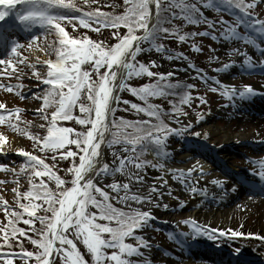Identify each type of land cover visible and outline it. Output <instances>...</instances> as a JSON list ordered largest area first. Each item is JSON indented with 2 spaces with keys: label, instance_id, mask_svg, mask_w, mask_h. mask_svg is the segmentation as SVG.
I'll return each mask as SVG.
<instances>
[{
  "label": "snow or ice",
  "instance_id": "snow-or-ice-1",
  "mask_svg": "<svg viewBox=\"0 0 264 264\" xmlns=\"http://www.w3.org/2000/svg\"><path fill=\"white\" fill-rule=\"evenodd\" d=\"M123 3L126 5L125 10L119 14L101 11L96 8L80 16H73L67 13L76 9L77 5L69 2V0H0V21H3L10 13H15L16 20L21 23L23 28L30 29L34 25H40L44 28L42 36L55 33L58 40L57 45H53L51 42L48 44V50L55 53V59L44 61V64L47 65L46 77L37 75V79H43L44 83L49 86L43 90L42 107H55V110L51 112V121L47 126V133L41 141L44 147L40 150L44 151L47 148L54 151L62 149L68 144L75 145L79 149V153L73 152L70 148L67 153L65 151L59 153L61 159L65 158V156L79 155V163L74 162L72 167L67 169L69 173H72V177L71 186L66 188L61 187L65 184V180L57 174L53 175V171L43 159L30 152H23L27 159L25 163L20 165L21 171L25 168L32 169V171L28 172L29 189L23 193L26 202L20 203L19 199H17L19 208L23 211L9 210L6 216L10 214L11 219L8 220V224L4 228H0V234H2L0 243L11 249L12 243L9 239L11 236L16 239V249H18L4 251L0 248V262H3V264H14V257H19L21 261L25 262L29 258L35 257L34 264H50L49 256L53 252L60 254L62 264H86L73 239L66 234L68 231H71L76 239L82 240L84 246L91 253L93 264H104L105 257H107V264H133L132 261L124 258V254L128 256L132 254L143 255L139 251V246H148V242L144 237L137 235L134 229L142 228L150 219H153L150 213L139 210L125 212L114 208L109 202L108 193L95 184L92 178L85 179V176L88 172L95 169V165L98 162L97 157L100 155L99 146L102 142L105 143L106 133H109V138L106 142L109 147L115 143H124L132 146L131 149L125 148L124 151H136L138 141L145 135L151 138V142L162 145L163 139L169 135V132L179 135L183 131V129H169L161 137L159 135L161 128L167 127L161 123L153 136L151 133H143L141 128V125L148 123V121H129L123 118L109 121L108 114L109 111L113 113L116 111L115 107H111L112 101L120 100L119 96H113V87H117L114 82L117 79L119 70H123L118 85L119 88L126 87L124 81L132 75L138 76L146 73L148 76L156 75L159 77L156 82L151 84H144L140 88L129 87L128 89L145 101V106L133 103L131 107L157 119H159L157 106L148 104L147 98L163 94L164 88L161 87V84L170 89L175 87H194V85H179L176 82H170L167 77L171 76L172 73L154 74L149 70L148 66L144 64L137 66L133 61L138 53L145 50L141 48V42L147 41L157 51H165L162 44L156 43L160 33L175 34L180 41L195 35V33H181L177 26L168 28L163 25L165 22L171 23V18L177 15L183 16L185 21L198 23L200 18H202V13L200 17H197L196 13L199 12V9L196 5L183 3L182 0H171L170 4L165 6L167 8L175 6L180 9L179 13L173 11L167 17H161L160 0H123ZM203 3L206 7L217 10L221 7H236L231 5V0H203ZM256 3L257 0H249L245 7L254 8ZM17 4L23 5V8L17 9ZM151 5L155 7L156 23L149 26V21L153 16ZM249 15V13L245 12L244 17H238L239 24L245 23V18ZM74 19H78L79 23L86 28L92 27V24L89 23L91 20L101 27L119 28L123 25L127 32L123 36H120L118 32L113 33L117 37V42L107 47L102 46L97 41L90 40L86 36L83 39L69 38L61 22L68 21L72 23ZM251 19L254 23L249 26L254 27L258 33L264 35V19H259L254 14L251 15ZM221 22L228 24L223 18H221ZM72 26L76 27L75 24ZM237 26L226 28L224 35L229 38H239L236 32ZM138 29L143 30L139 35H137L136 31ZM96 30L98 31L99 29ZM212 38L217 39L214 34H212ZM31 39L35 41L37 37L32 36ZM18 47L20 45L13 42L12 53L16 56L21 55L17 51ZM29 47H31V44ZM192 48L198 50L195 44H192ZM168 58L171 59L170 56ZM21 62H23L22 58ZM86 62H92L90 69L81 68V65ZM247 62L245 61V63ZM12 63L11 60L0 61V64H5L6 66ZM101 68H104L103 72L100 71ZM32 70L33 73H36L35 67ZM93 71L96 75L95 80L90 75V72ZM212 79L215 80L216 78L213 77ZM217 83L219 82L217 81ZM7 87L12 88L14 86L7 85ZM81 90H84V94L89 101L88 104L79 102L82 94ZM223 94L226 97H230L237 93L234 89L229 90V88L225 87ZM253 94L255 93L251 85L244 86L238 92L241 98ZM32 95L36 94L32 93ZM190 98L191 93L186 91L182 94L180 103L187 104L190 102ZM199 99L204 102L202 97ZM124 103H129V101L125 100ZM74 107H78L82 115L74 116ZM0 108H4V105L0 104ZM172 110L181 111L180 108L175 106ZM13 111L19 112V109ZM7 115L11 117L13 112H8ZM44 119L47 120L48 116L45 115ZM73 119L80 125H90V127L86 131H77L72 127L57 124V120ZM4 121L5 117L0 115V122ZM70 134L74 135L70 138ZM195 135L198 136L199 133H195ZM32 139L36 140L37 136L33 135ZM2 142L3 137H0V143ZM139 147L141 151L144 150L142 144H139ZM157 154L159 155L160 153L158 152ZM117 159L119 160L118 167L109 168V165L104 163L98 169H95L96 174L105 175L122 171L125 162H132L138 168L150 163L134 159L131 156L127 158L118 156ZM0 168L6 169V165L0 164ZM260 169L253 175L257 181L261 182V189L264 190V162H260ZM42 175H47L49 180H54L57 188L62 190L58 193H51L46 189L47 185L43 180L39 181V183L32 182L33 176L40 177ZM213 182L218 185L221 183L218 180ZM109 186L113 190H120L118 183H113ZM124 187L127 188V184ZM235 189L236 185L233 184L232 190L234 191ZM97 193L102 199H97ZM131 199L138 200L143 198L132 196ZM36 200L41 203H36ZM42 205L44 213H51V215H36V210L41 208ZM89 205L95 206L98 211H87ZM164 207L167 208V205H164ZM25 213L30 217L29 219H24L23 222L25 224L32 225L34 220L31 217L35 216V219L39 220L40 224L43 225V228L39 231L36 228L31 229V231L37 233V236L40 237L39 239L31 236L27 237L33 245L38 246L35 252L25 249L23 242L17 237V233L21 236L26 235L25 229L17 226V221L22 219ZM14 217L15 219H13ZM98 217L105 221H115V224L98 223ZM184 223L191 226L194 235L203 234L211 237L216 232L220 234L230 232L232 237L252 235L228 229H209L206 225H198L192 219L185 220ZM104 233H108L107 237L103 235ZM126 237H134L138 243L136 245L127 243L125 241ZM56 241H59L60 247H56ZM65 244L69 247L65 248ZM105 248L118 249V251L114 250L106 253L104 251ZM234 252L240 254L241 249L235 248ZM137 264H140V262H137Z\"/></svg>",
  "mask_w": 264,
  "mask_h": 264
},
{
  "label": "rangeland",
  "instance_id": "rangeland-1",
  "mask_svg": "<svg viewBox=\"0 0 264 264\" xmlns=\"http://www.w3.org/2000/svg\"><path fill=\"white\" fill-rule=\"evenodd\" d=\"M233 1L235 0H231V2ZM240 2L248 4L249 0H241ZM191 3L197 6L200 14L202 13L205 17L213 16L216 21H221L219 10L206 7L203 0H191ZM252 9L257 13L255 17L264 19V2L262 0H257L255 7ZM14 16L15 13H10L8 17L0 22L6 25L15 24L13 26L15 32L10 33L9 41L12 43L16 42L20 45L17 51L21 54L20 56H16L12 53V44L9 52L0 57V61L11 60L13 62L7 66L0 64V83L1 81L6 82L4 86H0V104L4 105V108H0V111L19 109L20 112L19 114H13L11 117L5 116V121L0 122V137H3V142L0 143V164L6 165V169L0 168V195L9 205L12 204L10 199L15 197L14 191L19 190L25 185L23 181L18 180V178L16 179L12 174L13 169L15 171L19 170L20 165L24 163L25 156L23 152H30L33 155L42 152L40 150L43 147L42 144L39 141L31 140L29 136H33L32 134L36 132L42 136V133L48 125L45 119L39 115L42 109V103L38 89L41 87L43 79H37V75L44 77L47 66L43 63L51 59L49 54H47L45 37L49 39L48 42L52 40V36L50 35H41L44 30L40 26L37 27L34 25L30 29H25L21 23L14 20ZM227 22L228 24H225L224 28L217 30V34H215L217 35V39H209V37L204 35L203 31L202 33L199 31L198 35L203 36V39H194L192 43L198 45L196 47L198 50H194L192 46L188 47L187 45H183L181 48L176 43V50L163 44L165 51H157L147 41L142 44L141 48L145 50L140 52L141 60H143L144 65L149 67L152 73H172L171 76L167 77L168 80L178 83L186 82L188 85H194L192 87L195 90V93L192 92L193 98L197 96V92L201 93V96L199 95L198 98L196 97L193 100L194 102L187 104L183 112L174 113L167 117V123L170 124V127L173 129H183V131L179 134L180 138H178L177 134L173 133L174 135H168L163 139V144L159 147V155L162 158L155 152L149 150L147 154L153 160L151 164L138 168L132 162H125L124 168L129 171L136 181H140V179L142 181L148 180L151 184L156 185L161 183L162 179L172 176V174L180 173L187 179L196 180V182L202 181L209 183L218 180L227 185L230 182L226 179L228 177L222 174L220 169L215 165L213 166L208 159L197 154L195 156L190 151V148L196 144L204 127L189 123L214 110H222L226 114L230 99L223 94L224 89L217 83L216 79L219 78L217 77V73L225 69L232 62H235L237 57L245 55L246 50L251 49V43L257 42L264 46V35L258 33L254 27L249 26L254 23L250 16L245 18V23L243 24H239L238 17L234 20L229 19ZM231 26H237L236 32L239 38H229L224 35L225 29ZM4 32L7 33V31ZM20 36L24 37L20 38ZM32 36H36L37 39L32 41ZM30 44L31 47H29ZM181 54L183 55L181 56ZM169 56L171 59L168 58ZM21 58L23 62H21ZM161 62H169L173 65L169 70H165L161 66ZM33 67H35L36 73H33ZM249 75L247 73L246 77ZM213 77L216 79L213 80ZM12 82L14 87L8 88L7 85ZM232 82L235 85L253 84L251 77H248L244 81L241 78L237 80L232 79ZM32 93L36 95H32ZM200 97L203 98L204 102L200 101ZM217 121L218 125L223 129L227 125V121L222 118ZM236 123V120L231 121L232 126L236 125ZM253 129V127H250L245 131L250 133ZM195 133H199V135L197 136ZM214 143H217V146H222L225 142L224 139H218ZM188 145L190 148H186ZM125 148L131 149V146L124 143H115L111 147L107 145V156L109 157L111 155L116 159L118 156L125 158L131 156L136 159L133 152L131 150L124 151ZM239 150L242 154H234L227 157L229 159V167L231 166L237 173H241L244 167L246 170V167L250 164V159H247L246 156V151L249 152V148L242 147ZM249 156L252 159H256L257 157L254 154H250ZM117 161V166H119V160L117 159ZM260 162H264V159ZM104 163L108 164L109 168L111 167L109 160ZM68 166L69 163L65 165V167ZM256 168L261 170L260 166ZM10 171L11 173H9ZM108 177H110L108 174L98 175L97 181L94 180V183L108 193L109 201L112 204H115L124 211H143L129 203L133 195H127L126 190L122 189L126 182L103 180ZM113 183L120 185L119 191L113 190L109 186ZM257 197L259 196L255 198ZM259 198L263 199V205L252 218L247 220L250 224H253L256 219H258L259 223H264V196ZM187 213L188 211L186 210H180L176 220L168 223L150 214L153 219H150L142 228L134 230L137 235L144 237L148 242V246H139V251L143 255H127L126 259L132 261L133 264H137V262H140V264H171L172 262H180V264H208L204 259L201 261L198 258L195 260L196 262H193L184 255V250L195 254L193 250L188 249L190 242L194 241V238L195 240L204 241L205 244L210 242L213 246L216 241L221 240L220 243L228 246L232 250L240 248L243 253L251 254L255 258H264V239L249 238L246 236L232 237L231 234L225 232L223 234L216 232L211 237L203 234L194 235L191 226L184 223L185 220H188L184 216ZM208 228L217 229L212 227ZM132 240H135V238H127L126 242H131ZM137 243L135 240L134 245Z\"/></svg>",
  "mask_w": 264,
  "mask_h": 264
},
{
  "label": "bare ground",
  "instance_id": "bare-ground-1",
  "mask_svg": "<svg viewBox=\"0 0 264 264\" xmlns=\"http://www.w3.org/2000/svg\"><path fill=\"white\" fill-rule=\"evenodd\" d=\"M251 45V49L246 50L245 55L237 57L235 62H232L225 69L217 73V77L220 78L216 79L219 82V86H222L221 88L224 90L225 87L229 88V90L234 89L237 93L229 97L230 101L226 114L222 110H214L195 121L189 122L191 125L204 127L196 144L190 148V151L195 156H202L206 159H213L215 157L217 161H220L219 164L226 167L229 164L227 157L235 153L234 151L236 149L245 146L242 141L249 142L252 139L264 142V108L260 111L255 109L259 102L261 104L257 107H264V76H262L264 75V46L257 42L251 43ZM140 46H142V43ZM9 48L10 45L6 47L4 54L9 52ZM245 61L248 62L245 63ZM172 65L169 62H161V66L165 70H169ZM122 71H118L117 79L114 82V85H117V87H113L114 97L119 96L118 85ZM257 71L261 75L256 76L250 74L251 72ZM179 73L182 74L181 71ZM247 73L250 75L246 77ZM248 77H251L253 82V84L250 83L248 85H251L255 94L241 98L238 92L246 85H235L232 79L237 80L241 78L244 81ZM5 83L1 81L0 86H4ZM9 85H13V82ZM239 104H243V106L239 107ZM113 106L115 108L117 106L115 100L112 101L111 107ZM220 118L227 121L224 129L218 125L217 120ZM233 120L237 121L234 126L231 125V121ZM250 127L254 129L250 133H247L246 131ZM107 135L106 133L105 143L102 142L99 146L100 155L97 157L98 162L95 165V169H98L107 160L111 163L110 168L118 167L117 159L111 155L109 157L107 156L106 142L109 138ZM218 139H224V145L217 146V143L214 142ZM186 148H189V145ZM254 151L257 152L258 159L264 158V152L259 151V148ZM215 158L214 160H216ZM95 169L88 172L85 179L92 178L96 180L98 175ZM108 176L110 177L104 178L103 180L126 182L128 187L122 189L126 190L127 195L143 198L138 200L130 198L129 203L132 206L149 212L153 217H158L166 223L174 222L178 216V212L180 210H186L188 213L184 216L194 220L199 225H206L210 228H217L218 230L228 229L246 234L250 233L252 235L245 236L264 239V223H259L258 219L253 224L247 222L263 205V199L250 197L247 194L249 192L246 189H241L238 184H235L236 189L233 191V184L225 185L221 182L218 185L214 182H196V180L187 179L182 174L177 173L162 179L161 183L154 185L148 180L142 181L140 179V181H136L126 168H123L122 171L108 174ZM164 205H167V208ZM225 233L230 234V232ZM58 244L59 241H56L55 245ZM171 264H180V262H172Z\"/></svg>",
  "mask_w": 264,
  "mask_h": 264
},
{
  "label": "trees",
  "instance_id": "trees-1",
  "mask_svg": "<svg viewBox=\"0 0 264 264\" xmlns=\"http://www.w3.org/2000/svg\"><path fill=\"white\" fill-rule=\"evenodd\" d=\"M241 0H235L231 2L232 5L236 6L233 8H241L243 10L248 11L251 9L250 7H245L246 3H241ZM69 2L74 3L77 5L76 9H73L71 12H68L67 14L73 15V16H80L84 13L90 12L96 8H99L101 11L105 12H111L113 14H119L122 13L125 10L126 5H124L123 0H69ZM171 0H160L161 3V17H167L171 15V12L175 11L177 13L180 12V9L173 6L170 8L165 7L166 5L170 4ZM183 3H188L192 4L191 0H182ZM197 7V6H196ZM23 8V6L21 7ZM232 8V7H231ZM229 9V7H228ZM82 10V11H81ZM231 10V9H230ZM197 17H200V11L196 13ZM62 26L65 28V31L68 33L69 38H80L83 39L85 36L89 38L90 40L97 41L99 42L102 46H111L117 42V37L113 35V33L118 32L120 36H123L126 32L127 29L121 25L119 28H112V27H101L100 25L95 24L94 21H89V23L92 24L91 28H86L83 25L79 23L78 19H74L72 23H69L68 21H62ZM75 24L76 27L74 28L72 25ZM164 27L171 28L173 26H177L179 31L181 33H195L193 36L186 37L184 41H180L176 38L175 34L169 35L168 33H160L159 38L157 39L156 43L157 44H165L169 48H172L173 50H176L175 44L177 43L181 48L184 45H187L188 47L192 46V43L194 39L197 38H202V36H199L198 33L199 31H202L203 26H206L207 29L205 31H213L215 28H218L217 25H214L213 21L205 18L204 15H202V18H200V21L198 23H192L190 21H185L184 17L181 15H177L174 18H171V23L165 22L163 25ZM96 29H99L98 31ZM137 35H139L143 30L138 29ZM50 36H52L51 42L53 45L58 44V40L56 39V34L52 33ZM48 38H45V43H46V49H47V54H49V57L51 58L50 60L55 59V53L50 52L48 50ZM196 45V44H195ZM198 47V45H196ZM92 62H86L81 65L82 69H90ZM134 63L139 66V64H144L143 60H141L140 53L136 56ZM101 72L104 71V68L100 69ZM47 74V67H46V72L44 73V77H46ZM90 75L93 80L96 79L95 72H90ZM159 79L158 76L152 75L148 76L146 73H143L141 75H132L127 78V83L125 84L126 87L122 88L121 94H120V100H119V106L116 108V111L113 113L112 119H118V118H123L124 120H129V121H148V123L141 125V128L143 130V133H151L153 136L156 134V129L161 125H166V128H161L159 135L163 136L164 132L169 131L170 126L169 123H167V117L169 115H172L174 113H180L183 112L184 107H186L187 104L190 102H194L193 100L200 95L201 93L197 92V96L193 98V93H195V90L193 88H184V87H175V88H168L161 84V87L164 88V93L158 96H150L147 98V103L156 105L157 106V111L159 112V119L156 117H150L148 116L145 112H140L137 111L136 109L131 107V104H140L141 106H145V101L140 99L139 96L133 94L130 92L128 89L129 87L131 88H140L144 84H151L153 82H156ZM172 82L171 80H169ZM174 82V81H173ZM178 83V82H176ZM179 85H188L186 82L183 83H178ZM49 87L47 84L44 85V88L39 92V97L41 99V103L43 106V99H42V94L43 90ZM82 94L80 96L79 102L88 104L89 101L87 100L86 95L84 94V90H81ZM189 92L191 93V98L190 102L185 104V103H180L182 94L184 92ZM127 100L129 103H124V101ZM178 107L181 109V111H173V107ZM41 117L44 118L45 115L48 116V119H45V122L49 124L51 121V112L55 110L54 106H49V107H41ZM73 115H82L79 112L78 107H74L73 109ZM57 124L65 127H72L73 129H76L77 131H86L90 125H80L78 124L75 119L73 120H57ZM48 126V125H47ZM47 133V127L45 128L44 132L42 133L43 135H39L40 133H34L32 135H36L37 139L34 141H39L40 144L41 141L43 140V137ZM169 135H172L171 132H169ZM28 134V133H27ZM74 134H70L71 136ZM31 140L32 136H29ZM139 144L143 145L144 150L141 151ZM44 147V145L42 144ZM83 146V145H82ZM131 146V145H130ZM132 147V146H131ZM159 145L151 142V138L147 135L143 136V138L138 141V146L136 151H133L135 156L140 160V161H148V156H147V151L149 149H157L158 150ZM71 149L73 152L79 153V149L76 148L75 145L68 144L65 145L64 148L62 149H56V150H49L45 148L44 151L39 152L37 155L38 158L40 157L45 161L47 165H49L50 169L53 171V175H59L62 179L65 180V184L61 187L66 188L71 186V177L72 173H69L67 169L69 167H72L73 163H79V155L76 156H65V158L61 159L59 153L64 152L67 153L68 149ZM27 159V158H26ZM24 159V163L26 161ZM69 163L68 167H65V165ZM32 171V169L25 168L23 171L21 169L16 170L14 172V175L16 176V179L23 181L25 185H23L19 190L14 191L15 197L13 199H10L11 205L7 203L6 200H3L2 196L0 195V228H4L8 224V220L11 219V215L9 214L6 216V213L11 211H20L22 212L23 210L19 208V204L17 203V199H19L20 203H24L25 198L23 197V193L29 189V177H28V172ZM43 180L46 183V189L50 191L51 193H58L62 189L57 188L56 183L54 180H49L47 175H42L40 177H32V182L33 183H39V181ZM97 199H102L100 195L97 193L96 194ZM36 203H41L39 200L35 201ZM111 205L114 208H118L115 204H112L111 201H109ZM7 205V207H5ZM87 211L89 212H95L98 211L97 208L93 205H89L87 208ZM124 211V210H123ZM125 212H128V210H125ZM36 215H51V213H44L43 211V205L41 208L36 210ZM29 215L27 213L24 214L23 218L17 221V226L20 228L25 229L26 235L21 236L19 233H17V237H19V240L23 242L24 248L35 252L38 248V246L33 245L30 240L27 239L28 236H31L33 238L39 239L40 237L37 236V233L34 231H31L32 228H36L37 231L41 230L43 228V225L40 224V221L35 219V216L31 217L34 220V223L32 225L25 224L23 221L24 219H29ZM15 219V217L13 218ZM98 223H109L110 225H114L115 221H105L101 218H97ZM135 230V229H134ZM66 234L69 236V238H72L74 243L76 244L77 249L79 250L80 254L83 256L84 260L86 261V264H93L92 256L91 253L88 251V249L84 246L82 243V240L76 239L74 234L71 231L66 232ZM105 237H107L108 233L103 234ZM128 237L125 238V241ZM10 242L12 243V248L9 249L7 246H4L2 243H0V248H2L4 251H12V250H18L16 249V239L13 237H9ZM0 241H2V234H0ZM128 243V242H127ZM118 251V249H112V248H105L104 251L106 253H110L112 251ZM127 254H124V258H126ZM14 264H34L35 257L29 258L27 262L21 261L19 257H14ZM0 264H3V262H0ZM53 264H62V261L60 259V254L57 255V258L53 262ZM104 264H107V257H105Z\"/></svg>",
  "mask_w": 264,
  "mask_h": 264
},
{
  "label": "water",
  "instance_id": "water-1",
  "mask_svg": "<svg viewBox=\"0 0 264 264\" xmlns=\"http://www.w3.org/2000/svg\"><path fill=\"white\" fill-rule=\"evenodd\" d=\"M152 6V5H151ZM153 7V9H152V11H153V16H152V19H153V21H152V23L149 25V26H151L152 24H155L156 23V16H155V7H154V5L152 6ZM151 7V8H152ZM126 81V80H125ZM125 81H124V83H125ZM119 89V88H118ZM119 91V90H118ZM115 104L117 105V101H115ZM114 107V106H113ZM111 117H112V113H111V111H110V113H109V117H108V119H109V121H111ZM108 135H107V137H109V133H107ZM56 247H60V244H58V245H56ZM64 247L65 248H67V247H69L68 245H64ZM56 256V252H53V253H51L50 254V256H49V261H50V264H52L53 263V261L55 260V257ZM53 257H54V259H53Z\"/></svg>",
  "mask_w": 264,
  "mask_h": 264
}]
</instances>
